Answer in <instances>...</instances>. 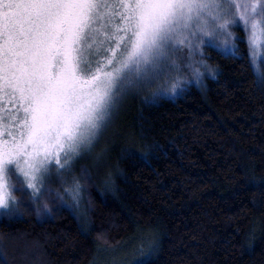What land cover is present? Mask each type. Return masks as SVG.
<instances>
[{"label": "trees", "instance_id": "1", "mask_svg": "<svg viewBox=\"0 0 264 264\" xmlns=\"http://www.w3.org/2000/svg\"><path fill=\"white\" fill-rule=\"evenodd\" d=\"M236 43L205 48L203 88L132 99L99 159L54 167L48 210L24 197L0 214V264H264V80ZM74 179L84 213L65 199Z\"/></svg>", "mask_w": 264, "mask_h": 264}, {"label": "snow or ice", "instance_id": "2", "mask_svg": "<svg viewBox=\"0 0 264 264\" xmlns=\"http://www.w3.org/2000/svg\"><path fill=\"white\" fill-rule=\"evenodd\" d=\"M218 40L233 54L246 41L249 68L264 80V0H0V100L13 109L0 106V214L24 197L48 210L50 161L69 167L64 157L91 145L130 91L175 73L154 98L183 89L186 74L215 76L201 45ZM80 189L74 179L66 191L78 202Z\"/></svg>", "mask_w": 264, "mask_h": 264}, {"label": "rangeland", "instance_id": "3", "mask_svg": "<svg viewBox=\"0 0 264 264\" xmlns=\"http://www.w3.org/2000/svg\"><path fill=\"white\" fill-rule=\"evenodd\" d=\"M238 30H241L240 28H233L232 31L234 32V34L236 35L237 34V31ZM207 39V38H205ZM217 44H221V47H216L215 45H208V44H204V45H201V48L203 50V59H205V48L206 47H213V48H217L225 53H232L230 51H225L223 46H222V43H221V40H218L216 42ZM108 47V44L105 43L103 46H101V49H100V52H99V56L97 58H100V57H103V56H106L108 55V53L104 50L105 48ZM186 51V49H185ZM175 75V73H170L169 76L167 78L165 77H162L160 81H157L156 85H153L152 88H148V89H145L143 91H139V92H136V91H130L128 94L122 96L116 107L114 108L113 110V113H112V116L110 117L109 121L105 124V126L99 131L97 137L94 139V141L91 143V145H86L84 146L80 152L78 154H73L70 158L69 157H64V159H69V165L74 161L76 160L80 155H84V154H88L90 155L94 160L95 159H99V153L101 152V154L105 153L106 150V144L109 143L112 138L114 137V133H115V123L116 121L123 117L124 116V113L125 111H127V107L130 105L132 99H134L137 95H142V99L143 101H157L161 98H175L177 95H179V93H181V91H183L188 85H195L199 88H203L204 84H205V79L206 77L210 76L209 74L205 73V75L202 77L201 81L199 83H197L191 76L190 74H186L185 76V81H182V83L186 82V81H191L190 83H186V86L183 88V89H178L177 92L175 94L171 93V92H167L163 95H159V96H156V97H152L151 96V93L153 91V88H155L156 86H160V87H170L171 84H172V77ZM0 106L3 107V110L4 111H12L13 109L11 108V102L10 101H7V100H0ZM50 163L53 165V167L51 168L50 170V175H51V172H52V169L54 167H56L57 169H59V166H56L55 165V160L53 161H50ZM63 163V161H62ZM46 176L45 178V184H46V179L50 176ZM45 184H44V187H45ZM81 185V189L78 193V202L77 200H74L72 198V195L70 193H68L66 191V189H68L69 187H67L65 189V195H66V200L72 204L77 210L79 213H84L83 211V207H84V187L83 185L80 183ZM73 185H71L70 187H72ZM15 188H16V182L15 180L13 179V189L11 190L12 191V194L15 196ZM25 188L27 189V186L25 185ZM29 192H31V189H27ZM18 206V205H17ZM2 210H0L1 212Z\"/></svg>", "mask_w": 264, "mask_h": 264}]
</instances>
